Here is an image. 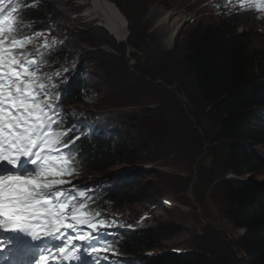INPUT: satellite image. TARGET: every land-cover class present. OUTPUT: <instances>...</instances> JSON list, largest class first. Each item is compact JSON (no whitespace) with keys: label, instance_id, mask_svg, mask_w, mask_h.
<instances>
[{"label":"rangeland","instance_id":"obj_1","mask_svg":"<svg viewBox=\"0 0 264 264\" xmlns=\"http://www.w3.org/2000/svg\"><path fill=\"white\" fill-rule=\"evenodd\" d=\"M108 1L128 21L126 41L113 38L99 21L87 15L90 3L53 2L58 17L57 42L66 34L64 47L74 56L91 95L87 105L72 106L71 111L80 109L84 118L104 116L113 126L118 122L124 125L125 136L121 139L136 151V158L125 154L124 162L102 174L91 172L81 183L120 179L128 172L137 178L140 188L153 199L124 207L120 213L134 221L156 207L145 224L178 229L175 237L161 242L157 256L182 247L187 253L204 250L217 264H246L249 258L240 245L246 232L236 227L228 191L222 185L225 180L237 178L226 166L221 145L205 140L206 105L193 73L184 64L188 35L196 26L218 22L217 10L225 2ZM167 12L172 21L186 19L172 46L170 32L161 22ZM251 22L258 35L255 48L259 49L264 46V14ZM255 125L262 124L256 121ZM256 151L264 155L263 146ZM246 180L264 186V174L246 175ZM164 197L173 198L176 207L163 209L160 205Z\"/></svg>","mask_w":264,"mask_h":264},{"label":"snow or ice","instance_id":"obj_2","mask_svg":"<svg viewBox=\"0 0 264 264\" xmlns=\"http://www.w3.org/2000/svg\"><path fill=\"white\" fill-rule=\"evenodd\" d=\"M21 0L0 2V256L9 264H89L85 256L109 250L105 229L117 223L91 209V188H77V153L71 148L79 136L65 141L71 129L62 112L63 92L45 74L35 39L50 29L30 31L18 23ZM33 4L34 0H28ZM264 13V0H239ZM45 38L43 49H51ZM65 72L68 69H64ZM67 186V187H65ZM11 234V235H8ZM84 242L81 248L76 242Z\"/></svg>","mask_w":264,"mask_h":264},{"label":"trees","instance_id":"obj_3","mask_svg":"<svg viewBox=\"0 0 264 264\" xmlns=\"http://www.w3.org/2000/svg\"><path fill=\"white\" fill-rule=\"evenodd\" d=\"M55 1L34 0L36 7L27 11L30 20L40 26L57 19ZM250 20L242 15L196 26L185 42L184 64L193 73L194 84L206 105L205 140L221 145L226 166L237 178L225 180L222 185L228 191L236 227L246 232L240 241L249 258L246 264H264V186L243 181L246 175L264 174V155L256 151L257 147H264V127L255 125L256 121H262L258 110L264 108V46L255 48L258 35ZM241 28L244 30L240 31ZM69 57L68 49L60 47L55 62L67 61ZM90 97L80 75L70 80L67 104H87ZM122 127L118 122L121 133L118 144L115 139L103 137L82 141L88 171H107L127 160L123 158L125 154L136 158V151L121 139L125 136ZM140 185L137 178L131 184L117 183L106 191L104 198L116 208L151 201L153 198ZM177 234L178 229L173 225L143 229L129 234L122 250L130 256L155 252L161 242ZM146 264L217 263L200 249L152 257Z\"/></svg>","mask_w":264,"mask_h":264},{"label":"bare ground","instance_id":"obj_4","mask_svg":"<svg viewBox=\"0 0 264 264\" xmlns=\"http://www.w3.org/2000/svg\"><path fill=\"white\" fill-rule=\"evenodd\" d=\"M90 3L87 15L93 17L94 20L100 22L101 26L112 35L113 38L123 42L126 41L129 33L127 19L120 13L118 7L108 0H82ZM164 16V15H162ZM164 18V17H163ZM186 21L184 17L176 18L172 21L170 12L165 14V18L161 21L169 30V46H172L175 35L181 29L182 24ZM169 26V27H168ZM177 37V36H176Z\"/></svg>","mask_w":264,"mask_h":264}]
</instances>
